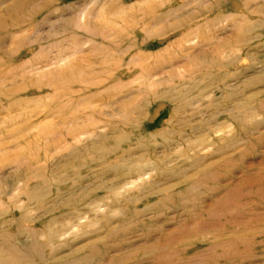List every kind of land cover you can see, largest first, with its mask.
Instances as JSON below:
<instances>
[{"label":"rangeland","instance_id":"obj_1","mask_svg":"<svg viewBox=\"0 0 264 264\" xmlns=\"http://www.w3.org/2000/svg\"><path fill=\"white\" fill-rule=\"evenodd\" d=\"M0 261L264 264V0H0Z\"/></svg>","mask_w":264,"mask_h":264},{"label":"bare ground","instance_id":"obj_2","mask_svg":"<svg viewBox=\"0 0 264 264\" xmlns=\"http://www.w3.org/2000/svg\"><path fill=\"white\" fill-rule=\"evenodd\" d=\"M12 257V256H11ZM11 257H9V258H11ZM14 257V256H13ZM7 259V258H6ZM3 260V259H2ZM5 260V259H4ZM7 261V260H6ZM1 262V261H0ZM11 263V262H10Z\"/></svg>","mask_w":264,"mask_h":264}]
</instances>
